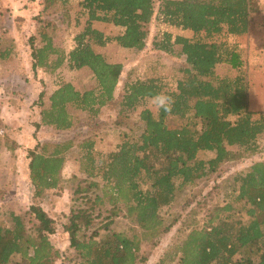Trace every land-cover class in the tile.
Masks as SVG:
<instances>
[{
  "label": "trees",
  "instance_id": "trees-1",
  "mask_svg": "<svg viewBox=\"0 0 264 264\" xmlns=\"http://www.w3.org/2000/svg\"><path fill=\"white\" fill-rule=\"evenodd\" d=\"M69 1L45 0L44 10ZM79 1L87 10L88 23L76 37V47L66 54L49 31L40 29L41 41H30L32 71L52 73L68 62L72 70L90 71L96 87L80 91L71 83L63 84L50 95V104L35 126L37 130L41 126L62 132L71 129V106L89 114L93 122L107 109V124L126 130L120 132L116 149L107 154L97 153L95 140L89 133L82 134L87 138L76 146L79 170L70 180L76 183L74 194L80 195L83 206L72 210L66 231L79 259L77 264H141L142 240H156L169 230L162 209L174 202L180 190L196 186L213 173L221 175L222 166L242 157V149L256 151L257 139L264 133V113L251 109L248 68H244L239 54L214 37L224 32L248 35L254 29L257 6L254 0H163L157 10L154 0ZM154 19L194 33L193 38L177 36L173 41L171 34H164V41L155 45L185 58L181 70L185 78L178 80L175 88L160 76L127 79L116 96L123 63L111 62L93 46L115 44L134 56L145 50L146 26ZM92 22L112 24L122 32L106 35L93 28ZM200 34L205 36L198 39ZM175 46L180 49L174 50ZM18 56L15 41L0 43V65ZM220 66L236 75L220 78ZM44 95L40 94L41 100ZM158 95L172 98L170 112L158 109L155 113L149 107ZM170 116L187 119L192 125L171 129L166 123ZM233 117L237 118L235 122L230 120ZM196 123L202 125L200 131ZM136 130L141 133L138 137L134 135ZM74 144V139L46 143L29 152V179L36 197L60 189L66 156ZM1 151L0 140V155ZM201 152H211L213 157L198 160ZM235 177L234 186L225 192L224 203L209 225L196 226L178 246V264H264V161ZM97 209L101 213L97 218L107 210V223L86 237L84 232L94 225ZM123 209L142 231H112ZM239 210L245 211L247 220L233 222ZM11 217L12 229L0 225V264H10L13 258H20V264H55L59 252L49 237L55 232L52 216L32 205ZM31 217L37 224L30 230L27 224Z\"/></svg>",
  "mask_w": 264,
  "mask_h": 264
},
{
  "label": "rangeland",
  "instance_id": "rangeland-1",
  "mask_svg": "<svg viewBox=\"0 0 264 264\" xmlns=\"http://www.w3.org/2000/svg\"><path fill=\"white\" fill-rule=\"evenodd\" d=\"M44 1L0 0V43L15 41L19 54L17 59L0 65V140L2 143L0 225L12 229L14 222L11 215L22 214L32 205L40 206L55 221V232L49 236L55 250L59 252V258L55 264H77L79 259L70 247L69 234L66 231L72 210L83 206L80 195L74 194L77 188L76 183L70 180L71 176L79 170L80 153L76 146L87 138L82 134L89 133V137L95 140V151L107 154L116 149L120 141V132H126V130L113 128L107 124V109L104 110L103 116L100 115L93 122L89 114L71 106L69 107V112L73 116L71 129L62 132L53 127L41 126L37 130L35 125L41 122L42 110L48 108L50 95L60 86L71 83L80 91L93 90L96 87L90 71L72 70L68 62L56 72L51 73L40 69L35 74L32 71L30 41L35 40L36 44L41 41L40 29L49 31L58 48L68 54L76 47V37L84 32L88 23L87 10L79 0H70L66 5L58 3L49 10H44ZM162 1L154 0L157 10ZM254 2L258 12L253 14L256 30L254 34H257L254 37L257 39L253 47L250 48L245 36H233L226 32L215 36L214 40L225 44L230 51L241 56L244 68H248L251 109L264 113V0H254ZM91 25L106 35L115 36L122 32L119 27L112 24L92 22ZM146 30L147 46L144 51L134 56L115 44L104 47L93 46L97 53L111 62L123 63L124 68L116 89V96L119 95L121 85L127 79L160 76L172 88H175L178 80L185 78V74L181 72L185 68V58L161 51L155 45L164 41V34H171L173 41L177 36L193 38L194 33L172 27L164 23L162 19H154L146 26ZM204 36L205 34H200L198 39ZM179 49L178 46L174 47L176 51ZM217 75L220 78H233L236 73L226 66H220ZM30 82L33 84L30 85ZM42 92L45 95L41 100ZM149 107L153 112H158L159 108L154 100L150 101ZM132 119L135 121L137 118L133 115ZM230 120L235 122L237 118L233 117ZM166 123L171 129H181L186 125H192L187 119L175 116L168 117ZM195 127L198 131L202 129L199 123H196ZM140 134L139 130L134 132L136 137ZM69 139H74L75 144L73 151L66 156L67 162L60 189L36 197L35 189L29 179V152L46 143H60ZM231 150L235 153L239 152L237 148H231ZM255 150L250 152L242 149L240 152L242 157L222 166L221 175L213 173L209 178L200 180L196 186L180 190L174 202L162 209V218L169 230L162 233L156 240H142L139 253L140 260H143L141 264H161L162 262V264H178L177 260L180 256L176 254L178 246L196 226L209 225L210 218L215 216V212L224 203L225 192L234 186L232 181L236 178L235 176L250 170L255 163L264 161V133L257 139ZM37 152H41V149L38 148ZM212 157L211 152H201L198 160L207 161ZM228 178L232 179L227 181ZM99 214H101L100 210L97 209L93 216L97 218ZM225 216L227 214L222 217L225 218ZM106 217L107 210H104L102 216L95 219V226L91 225L84 232L85 236L89 237L94 230L107 223ZM30 219V223L27 224L28 229L37 224L34 218ZM238 220H247L245 211L239 210L232 217L233 222ZM111 229L113 232L133 230L132 234L142 231L134 220L127 216L124 209L116 217ZM103 233L107 234V231H102ZM20 261V258H13L10 264H20Z\"/></svg>",
  "mask_w": 264,
  "mask_h": 264
},
{
  "label": "clouds",
  "instance_id": "clouds-1",
  "mask_svg": "<svg viewBox=\"0 0 264 264\" xmlns=\"http://www.w3.org/2000/svg\"><path fill=\"white\" fill-rule=\"evenodd\" d=\"M153 99H154V103L159 109H162L163 111L166 112L171 111L172 104L174 103L171 97L165 95H158Z\"/></svg>",
  "mask_w": 264,
  "mask_h": 264
},
{
  "label": "crops",
  "instance_id": "crops-1",
  "mask_svg": "<svg viewBox=\"0 0 264 264\" xmlns=\"http://www.w3.org/2000/svg\"><path fill=\"white\" fill-rule=\"evenodd\" d=\"M255 32H256V30L253 29V30H251V32H250L248 35H243V36H245V39L248 41L250 48L253 47L254 44L256 43V39H257V38L254 39V37H255L257 34H254ZM239 37H242V36H239ZM250 48H249V50H251ZM253 49H255V48H253ZM255 52H256V51H255ZM255 52H254V53H255ZM254 53H253V54H254ZM32 84H33V82H32V83L30 82V85H32ZM250 103H251V102H250Z\"/></svg>",
  "mask_w": 264,
  "mask_h": 264
}]
</instances>
